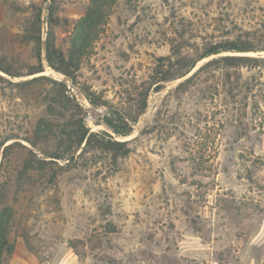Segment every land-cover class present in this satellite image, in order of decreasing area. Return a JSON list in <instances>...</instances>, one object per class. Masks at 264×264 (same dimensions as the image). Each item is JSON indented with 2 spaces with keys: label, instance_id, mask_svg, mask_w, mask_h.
Segmentation results:
<instances>
[{
  "label": "rangeland",
  "instance_id": "1",
  "mask_svg": "<svg viewBox=\"0 0 264 264\" xmlns=\"http://www.w3.org/2000/svg\"><path fill=\"white\" fill-rule=\"evenodd\" d=\"M7 1L11 6L0 0V57L26 67L36 49L21 40L29 15L24 8L50 1ZM89 2L55 0L56 43L64 51ZM263 10L264 0H116L81 55L75 83L47 64L40 74L66 82L90 130L108 131L95 120L108 111L138 112L156 59L168 55L171 44L195 55L207 43L245 32L264 41ZM46 31L42 23L43 39ZM221 55L257 58L264 50L225 51L162 82L158 91L151 86L132 133L118 137L129 141L127 156L113 160L82 144L70 162L51 158L41 174L33 171L21 183L9 179L13 249L7 264H264V65L196 73ZM82 86L106 104L93 107ZM48 88L41 83L36 89ZM42 99L20 102L17 119L8 113L16 110L15 99L5 104V113L23 127L18 136L28 135L32 117L56 121L55 108ZM19 141L26 148L13 147L6 177L53 148L52 140ZM43 173L54 177L45 181Z\"/></svg>",
  "mask_w": 264,
  "mask_h": 264
},
{
  "label": "trees",
  "instance_id": "2",
  "mask_svg": "<svg viewBox=\"0 0 264 264\" xmlns=\"http://www.w3.org/2000/svg\"><path fill=\"white\" fill-rule=\"evenodd\" d=\"M4 1L6 4L8 3L7 0ZM115 1L90 0L85 11L73 26L67 51H64L56 43L55 28L60 23V17L56 12L55 0H50L44 7L31 2L24 8L29 11V15L26 17L20 36L23 42L32 43L35 46V61L28 63L26 67H21V65L0 57V147L3 148L0 160V264H7V256L11 254L13 249L9 239V223L12 219V209L6 204L9 179L15 177V181L21 183L24 182L22 181L24 177L27 175L31 176L33 171L36 174H41L46 170L45 164L53 161L50 160L51 158H64L70 162L82 144L84 146L82 150L86 148L102 150L108 152L113 160L127 156L130 152L129 141L120 140L118 137H126L132 133V124L137 121V116L145 109L151 86H154V91H158V86L162 82L182 77L189 73L200 60L213 55H220L225 51L248 52L264 50V45L260 44V42L264 41L256 40L253 35L246 32L244 33L245 37L239 36L234 39L207 43L195 55L183 52V45L171 44L170 53L165 56H159L156 59V64L150 75L151 81L140 93V98L138 99L139 111L134 112L131 108L124 111H108L103 115L102 119L98 117L95 120L96 124H102L108 131H92L85 123L82 106L76 100L75 95L68 88L66 82L40 73L44 72V64H47L55 71L62 73L72 83H75L81 55L97 37L100 23ZM11 4L8 3L7 5L11 6ZM15 9L18 8L16 7ZM262 17L261 24L264 23V10ZM42 23L47 26L44 39ZM262 33L264 36V29ZM248 63H261L264 65V57L221 55L209 59L196 70V73L205 69L218 68L222 65L226 68H232L248 65ZM24 76L32 77L24 80H15ZM237 82L238 79H236L235 83L238 84ZM41 83L49 85V88L45 89L44 92H39L36 89L40 87ZM244 85L241 87L250 90L251 86L249 84ZM81 90L93 107L106 104L99 94L89 88L82 86ZM40 94H43L42 103L49 108L50 106L55 108L56 121L51 120L49 117H32L33 121L29 124V130L27 129L28 135L20 137L15 131L23 128L20 125H16L18 121L16 117H20L18 113V110H20L19 104L32 96L33 102L36 104ZM13 99H15L16 110H9L8 113L13 112L16 119L10 117L11 115L8 116L4 110L5 104L8 106V103L12 102ZM25 112L23 113L24 117L26 115L31 117L29 111ZM2 117L4 118L2 119ZM19 139L27 141L32 146L49 143L52 140L53 148L42 149L43 158L37 159L35 161L36 165L31 160L27 164H23L21 168L12 169L10 172L15 171L9 173L6 177L3 173L7 171L6 167L10 164L9 157L13 147L26 148ZM9 140L14 141L8 142ZM3 176L6 180H3ZM42 176L44 177L46 174L43 173ZM53 177L54 174L51 173L49 177H44V180L46 181L48 178L49 181Z\"/></svg>",
  "mask_w": 264,
  "mask_h": 264
},
{
  "label": "water",
  "instance_id": "3",
  "mask_svg": "<svg viewBox=\"0 0 264 264\" xmlns=\"http://www.w3.org/2000/svg\"><path fill=\"white\" fill-rule=\"evenodd\" d=\"M48 1H50V0H48ZM72 85L70 84V87H71ZM121 138H123V137H121Z\"/></svg>",
  "mask_w": 264,
  "mask_h": 264
}]
</instances>
